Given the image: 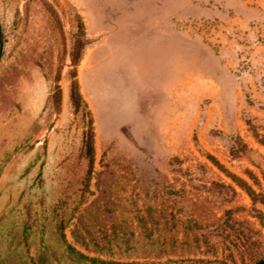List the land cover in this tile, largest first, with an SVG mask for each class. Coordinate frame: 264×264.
I'll return each instance as SVG.
<instances>
[{"label":"rangeland","instance_id":"obj_1","mask_svg":"<svg viewBox=\"0 0 264 264\" xmlns=\"http://www.w3.org/2000/svg\"><path fill=\"white\" fill-rule=\"evenodd\" d=\"M0 24V264L264 258V0H0Z\"/></svg>","mask_w":264,"mask_h":264},{"label":"trees","instance_id":"obj_2","mask_svg":"<svg viewBox=\"0 0 264 264\" xmlns=\"http://www.w3.org/2000/svg\"><path fill=\"white\" fill-rule=\"evenodd\" d=\"M74 88L76 89V86H74ZM77 95H78V93H77ZM89 142L91 143V137L89 138ZM88 156H89L90 159H91V157H92V150H91V148H89ZM214 163H215L216 165H218L219 167L222 168V166H221L217 161H214ZM247 191H248V194L250 195V197H253L254 192H253L250 188H248ZM263 199H264V198H263ZM252 201L254 202L253 198H252ZM263 203H264V200H263Z\"/></svg>","mask_w":264,"mask_h":264},{"label":"water","instance_id":"obj_3","mask_svg":"<svg viewBox=\"0 0 264 264\" xmlns=\"http://www.w3.org/2000/svg\"><path fill=\"white\" fill-rule=\"evenodd\" d=\"M3 46H4V41H3V35H2V29H1V24H0V59L2 57L3 53ZM256 264H264V258H262L260 261H258Z\"/></svg>","mask_w":264,"mask_h":264},{"label":"crops","instance_id":"obj_4","mask_svg":"<svg viewBox=\"0 0 264 264\" xmlns=\"http://www.w3.org/2000/svg\"><path fill=\"white\" fill-rule=\"evenodd\" d=\"M150 68V67H149ZM92 101V100H91ZM93 103V102H92ZM94 106V105H93ZM95 107V106H94ZM96 109V108H95Z\"/></svg>","mask_w":264,"mask_h":264}]
</instances>
